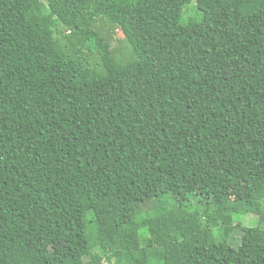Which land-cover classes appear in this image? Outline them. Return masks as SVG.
I'll return each mask as SVG.
<instances>
[{"label":"trees","instance_id":"1","mask_svg":"<svg viewBox=\"0 0 264 264\" xmlns=\"http://www.w3.org/2000/svg\"><path fill=\"white\" fill-rule=\"evenodd\" d=\"M263 224L264 0H0V264H264Z\"/></svg>","mask_w":264,"mask_h":264},{"label":"rangeland","instance_id":"2","mask_svg":"<svg viewBox=\"0 0 264 264\" xmlns=\"http://www.w3.org/2000/svg\"><path fill=\"white\" fill-rule=\"evenodd\" d=\"M104 34L109 33L110 29L108 27L103 28ZM112 43V48L116 53L118 54L119 57H123L126 55V50H127V45L124 41V37L121 32H115L113 35V38L111 40ZM237 224H241L242 226L251 228V227H257L260 224L259 218H257L254 215H243V216H238L235 221ZM236 225V224H235ZM264 227V224L262 225ZM242 234L240 231H235L233 235H230L226 241L227 243L235 250H237L240 247V240H241ZM218 240L222 241L221 237V232L220 235L218 236ZM61 246L58 245L57 249H60ZM108 264V263H105Z\"/></svg>","mask_w":264,"mask_h":264}]
</instances>
